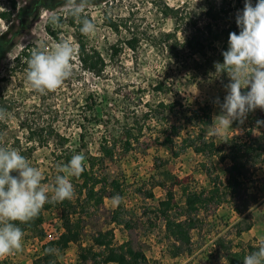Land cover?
Listing matches in <instances>:
<instances>
[{
    "label": "rangeland",
    "instance_id": "1",
    "mask_svg": "<svg viewBox=\"0 0 264 264\" xmlns=\"http://www.w3.org/2000/svg\"><path fill=\"white\" fill-rule=\"evenodd\" d=\"M16 1L19 7L29 2ZM186 2L192 10L202 6V0H110L107 5L89 4L83 16L97 25V31L84 37L87 45L106 60L105 71L101 77L79 74L75 55L71 62L72 75L60 88L46 94L35 92L28 86L27 67L17 66L14 58L27 44L35 47L40 41L51 47L53 43L66 39L76 46L77 32L69 26V15L65 14L64 6L55 11L40 9L35 19H28L26 30L0 58V79H3L0 82V107L11 113L10 119L0 122V143L27 157L32 166L42 171L45 177L42 183L48 186L55 183L58 164L67 163V159L77 153L86 157L87 176L81 174L79 178H70L74 185V196L68 200L70 205L67 200L45 204L49 207L43 211L42 233L44 229H54L57 233L62 215L73 211L80 225L79 243L82 246L94 245L96 248L100 243L106 257L123 252L117 248L128 242L144 253L148 264H227L224 254L229 245L231 252L246 256L250 248L256 251L260 241L264 240V163L258 161L254 167L247 163L249 180L243 187L252 197L248 210L239 216L233 208L243 202L234 204L229 196L222 201L220 197L213 199L208 192L215 184L222 193L221 185L227 179L225 169L230 161L226 159L221 163L215 155L199 153L193 148L181 150L180 142L186 131H182L181 138L173 137V144L165 142L170 126H182L189 108L209 106L213 123V117L221 112L214 101L219 97L223 102L227 94L224 85L229 83L227 74L218 76L214 68L205 66L214 65V60L205 63L199 55L191 59L187 56L183 63L169 60L165 52L145 41L146 36L172 29L170 19L159 14L158 4L181 6ZM7 6L8 0H0V11ZM52 13L62 14V28L54 30L48 23V16ZM103 16L116 22L120 33L106 27ZM204 23L200 19L199 27ZM10 25L0 19V35ZM46 26L54 35L46 33ZM12 30L15 31V27ZM187 31L186 34L192 32ZM181 32L178 35L182 40L184 33ZM132 34L140 38L136 51L123 46L119 55L109 60L107 49L117 39ZM215 46L220 45L216 43ZM157 80L167 88L162 93L153 89ZM174 101L180 103L174 112L149 113L159 102L169 104ZM259 112V109L255 110L252 118H247L243 124L234 121L231 128L221 130L219 135H212L210 126L206 135L227 153V144L231 140L250 142L264 133V126L258 127L256 123L262 120ZM17 115L32 124L42 120L51 122L54 132L62 137H49L43 145L27 144V132L20 128ZM127 129H131L133 135L130 148L125 150ZM102 145L112 147V157L100 153ZM30 146L32 149L27 150ZM89 188L94 192L90 199L86 197ZM149 192L153 197H148ZM186 192H204L200 203L189 213L183 206ZM168 193L172 194L174 207L167 212L168 217H164L159 213L163 209L160 202L166 200ZM100 194L101 201L98 199ZM117 194L122 201L118 207H113L111 198ZM117 214L121 226L113 222ZM243 217L251 224V229L239 235L235 223ZM175 218L183 221L185 227L195 224L189 232V242L183 244L190 251L182 248L178 252L176 248L180 243L166 232L167 220ZM42 236L25 232L22 251L17 252L14 264H34L46 244L39 246L36 243V238ZM77 254L78 245L73 243L62 252L53 253L55 261L60 264H76ZM0 264H10V261L0 258Z\"/></svg>",
    "mask_w": 264,
    "mask_h": 264
},
{
    "label": "trees",
    "instance_id": "2",
    "mask_svg": "<svg viewBox=\"0 0 264 264\" xmlns=\"http://www.w3.org/2000/svg\"><path fill=\"white\" fill-rule=\"evenodd\" d=\"M109 2L110 0H90V5H98L102 3L107 5ZM256 2L257 0H252L253 4ZM64 3L65 0H29L25 6L19 7L16 0H8L7 8L0 11V19L11 24L7 31L0 35V58L14 45L16 37L26 30L28 19H35L38 11L42 8L49 11H55V9L63 7ZM243 6L244 0H202L201 8H194V10L189 8L187 2L181 6L158 4L157 10L159 14L164 18L170 19L172 22V29L165 32H159L157 35L146 36L145 41L149 42L158 51L161 50V52H165L169 60L173 59L183 63L186 61L187 56H190L191 59L194 56L199 55L205 63H209L213 60L222 63L223 56L221 53L222 51L227 50L229 33L233 31L239 33V29L235 23V15L238 10L243 9ZM59 17L61 18L62 23V14H60ZM200 19L205 21L203 27H199L198 25ZM14 22H16L17 25L14 26ZM103 23L114 33H120V26L111 18L103 16ZM68 24L69 26L74 27V30L77 32L75 34V44L77 48L76 58L79 65L78 73H88L95 77H101L107 65L106 60L97 50L90 48L87 45L84 35L79 31L81 25L77 23L75 18L69 16ZM14 27L15 31L12 30ZM187 30H192V32L186 34V32H188ZM181 31L184 33L182 40L178 35L182 33ZM46 33L54 35L50 31L49 26H46ZM139 43L140 38H137L134 34L130 37L117 39V41L107 49L109 60L117 57L122 51L123 46L132 52L136 51ZM216 43L220 46L216 47ZM32 48L33 46L31 44H27L22 48L14 58L17 66L21 64V66L24 65L27 67L26 62L30 57ZM209 51L212 53L211 56L208 54L210 53ZM197 65L198 64L196 63L198 69ZM205 66L214 68V65ZM206 69H208V67ZM74 74H76V72H74ZM1 81H3L2 78L0 79V82ZM153 89L156 92L162 93L167 88L163 86L162 81L157 80ZM242 91L246 90L242 89ZM3 103L6 102L3 101ZM176 105L179 106L180 103L178 101L169 104L159 102L153 110H149V113L152 112V114L155 115V113H160L161 110L174 112L176 110ZM186 111L188 116H185L184 124H182V126H170L171 131L170 134L165 137V142L170 145L173 144V137L181 138L182 131H186L187 134L180 142L181 150L193 148L199 153H205L210 156L215 155L221 163L228 159L230 164L225 169L227 179L221 185L223 187L222 193L216 189L215 184H213V190H209L208 192L213 199L220 197L222 201L226 196H229L230 201H235L233 202L234 204L237 202H239V204L240 202H243L241 206H234L233 208L237 215L242 216L248 210L247 205L250 203V197H252L245 193L246 189L243 187L245 181L249 180V176H247L249 169L246 166L247 163H249L250 166L254 167L258 161L264 163V133L259 134L256 139H251L250 142L242 141L240 139L231 140L227 144V153H225L222 146H217L215 142L206 135L212 124L210 107L207 105L199 106L197 108H189ZM259 111V116L264 120V111L260 109ZM252 115L253 112L249 113L247 118L251 119ZM145 116L147 117V114H145ZM16 117L19 121L20 128L27 132V144L38 143V145H43L47 143L49 137H62L54 132L51 122H44V120H42L41 123L32 124L26 118H21L20 115H17ZM188 129L190 132H188ZM125 135V150H128L131 145L130 138L133 135L131 129L125 130ZM32 147L33 146L28 147L27 150L32 149ZM100 153L105 157H112V147L102 145ZM69 160L70 158L67 159V161ZM86 173V170H84L82 175L87 176ZM93 193V188H89L86 197L88 199L92 198ZM202 194H204V192H186L184 194L183 206L184 209L187 210V213L191 212V210L200 203ZM147 195L148 197H153L150 192L147 193ZM99 196L98 199L101 201L103 197L101 194ZM172 201V194L168 193L166 200L160 202L163 209L159 210V213L164 217H168L167 212L174 207ZM67 205H70L68 200ZM48 207V205H44L38 217L30 223L20 224L19 222H16L17 225L22 228L24 232H29L33 236H42V215L43 211L48 209ZM61 219L62 232L57 239L43 245V251L34 264H60L55 261L53 253L46 254L45 250L54 249L56 252H62L67 249L71 243L78 245L76 264H98L100 262L103 264H148L144 253L141 252V250L135 249L128 242L122 243L117 248V250L120 249L123 252L120 254L112 253L106 257L101 250L103 245L100 243H97L99 246L96 247L98 248L97 250L94 245L88 247L82 246V244L79 243L81 236L80 225L75 219V212H65ZM113 222L118 226L123 225L121 224L118 214L113 217ZM126 227L129 226L126 225ZM165 227L169 237L180 243L176 248L178 252L181 251L182 248H185L186 251H190L189 248L183 246V244L189 242L188 235L190 230L194 229L195 224L190 223L185 227L183 221H178V218H175L173 221L168 219ZM235 228L236 233L240 235L244 232H248L251 229V224L246 223V219L243 217L235 223ZM253 251V248H250L247 254ZM244 257L245 255L242 253L231 252L230 245L225 249L224 259L227 264H243Z\"/></svg>",
    "mask_w": 264,
    "mask_h": 264
},
{
    "label": "clouds",
    "instance_id": "3",
    "mask_svg": "<svg viewBox=\"0 0 264 264\" xmlns=\"http://www.w3.org/2000/svg\"><path fill=\"white\" fill-rule=\"evenodd\" d=\"M90 0H65L66 15L76 19L79 31L92 36L97 25L83 13ZM48 23L53 29L62 28L61 18L52 13ZM239 33H229L227 50L222 51L223 62H214L215 73L227 74L229 83L224 85L226 95L221 103L214 101L221 112L213 117L212 135L231 128L234 121L243 124L249 113L264 111V0H244L242 10L235 15ZM77 48L69 40L61 39L49 47L44 41L37 42L27 59L26 83L40 94L60 88L72 75V60ZM242 89L246 91H242ZM11 118L6 108L0 107V122ZM264 126V120H257ZM83 153L72 155L67 163L57 165L59 174L52 186L44 185V174L34 167L28 158L15 148L0 143V258L22 251L25 232L16 222L28 224L38 217L47 203H61L74 196L72 177L79 178L85 170ZM15 173V175H14ZM51 193V195H49ZM119 194L111 198V205L118 207ZM52 254L54 249H46ZM243 264H264V240L257 250L247 254Z\"/></svg>",
    "mask_w": 264,
    "mask_h": 264
},
{
    "label": "built area",
    "instance_id": "4",
    "mask_svg": "<svg viewBox=\"0 0 264 264\" xmlns=\"http://www.w3.org/2000/svg\"><path fill=\"white\" fill-rule=\"evenodd\" d=\"M61 232H62L61 226H60V230L57 233L54 229H49V230L44 229L43 236L41 238H36V243L39 246H42L47 242L54 241L55 239L58 238V235H60ZM17 256L18 253H15L7 257H3V259H7L8 261H10V264H14L17 260Z\"/></svg>",
    "mask_w": 264,
    "mask_h": 264
}]
</instances>
